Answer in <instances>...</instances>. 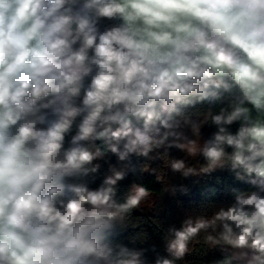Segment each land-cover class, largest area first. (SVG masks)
Returning <instances> with one entry per match:
<instances>
[{"label": "clouds", "instance_id": "obj_1", "mask_svg": "<svg viewBox=\"0 0 264 264\" xmlns=\"http://www.w3.org/2000/svg\"><path fill=\"white\" fill-rule=\"evenodd\" d=\"M0 264H264V0H0Z\"/></svg>", "mask_w": 264, "mask_h": 264}, {"label": "trees", "instance_id": "obj_2", "mask_svg": "<svg viewBox=\"0 0 264 264\" xmlns=\"http://www.w3.org/2000/svg\"><path fill=\"white\" fill-rule=\"evenodd\" d=\"M218 175L221 176L222 180L231 182V177H228L226 173ZM154 186L159 187L158 185ZM221 188L222 185H218L213 181L207 187H193L190 195L186 197L178 196L177 198H173L166 194L162 201V211L159 213L158 219L164 227H167L169 224H176L179 226L180 220L183 218L186 210L210 200L219 201L230 199L222 194ZM157 192H159V190H157ZM177 200H181L183 203L178 206ZM148 215L152 214L148 213ZM147 227L151 232L155 228V225L149 224ZM153 239L162 251V244L160 243L159 236H154Z\"/></svg>", "mask_w": 264, "mask_h": 264}]
</instances>
